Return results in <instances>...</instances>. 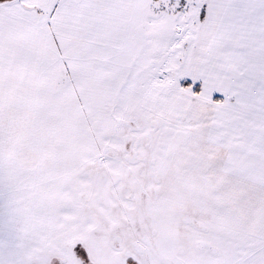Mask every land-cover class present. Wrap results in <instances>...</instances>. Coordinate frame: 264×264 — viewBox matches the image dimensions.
Here are the masks:
<instances>
[{"label":"snow or ice","instance_id":"obj_1","mask_svg":"<svg viewBox=\"0 0 264 264\" xmlns=\"http://www.w3.org/2000/svg\"><path fill=\"white\" fill-rule=\"evenodd\" d=\"M0 264H264V0H0Z\"/></svg>","mask_w":264,"mask_h":264}]
</instances>
